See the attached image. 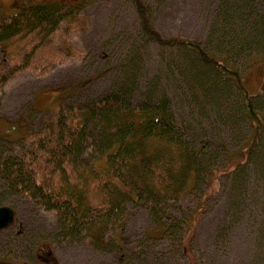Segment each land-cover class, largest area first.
Listing matches in <instances>:
<instances>
[{
    "label": "rangeland",
    "instance_id": "374dc122",
    "mask_svg": "<svg viewBox=\"0 0 264 264\" xmlns=\"http://www.w3.org/2000/svg\"><path fill=\"white\" fill-rule=\"evenodd\" d=\"M42 1L46 0H0V22ZM252 1L143 0L150 23L162 38L188 39L201 44L209 55L218 56L219 61L226 59L238 71L248 94L257 97L256 112L264 120V41L261 35L254 36V25L260 20L254 13L249 19L247 10L253 3V10L263 17L264 0L257 5ZM54 7L62 18L60 28L40 43L37 40L36 52L31 53L36 43L26 46V39L0 45V75L13 63L24 66L0 90V134L17 138L28 126L33 127L31 134L41 132L45 122L56 118L59 93L78 82L89 80L91 85L68 95L69 102L94 100L129 81L136 96L147 91L156 97L167 96L179 131L197 152L201 150L197 160L202 172L196 189L170 206L169 213L176 218L174 236L149 239V232L156 238L162 236L152 213L129 206L123 249L114 254L95 250L87 240L57 238L54 214L24 199L9 198L5 206L14 207L17 217L14 227L0 232V264H49L45 258L37 260L35 254L36 246L44 244L52 247L60 264H264V128L247 163L228 169L213 183L208 177L211 168L218 173L226 170L229 158L246 147L253 134L240 91L227 83L229 88L224 87L223 95L215 97L189 87L185 76L189 66L202 71L194 54L160 46L145 37L136 0H64ZM240 17L248 19L245 31ZM229 25L234 26L236 36L245 32L240 41L252 35L250 50L242 48L245 52L239 56L231 52V38L223 39ZM245 43L249 44L248 40ZM39 66L41 73L36 70ZM210 78L217 84L226 82L223 76ZM207 188L209 199L202 205V192ZM197 208L200 215H193ZM183 213H193L189 242L185 243L191 261L183 255L179 239L184 226L177 220Z\"/></svg>",
    "mask_w": 264,
    "mask_h": 264
},
{
    "label": "trees",
    "instance_id": "16d2710c",
    "mask_svg": "<svg viewBox=\"0 0 264 264\" xmlns=\"http://www.w3.org/2000/svg\"><path fill=\"white\" fill-rule=\"evenodd\" d=\"M136 2L145 37L160 46L194 54L197 68L201 66L202 71L189 66L185 71L189 87H196L206 96L217 97L223 95L224 87L229 88L228 83L243 96V108L252 123L253 134L248 145L229 158L226 170L218 173L211 168L208 171L209 181L213 183L226 175L228 169L243 166L256 152L264 128V120L254 104L257 97L248 94L238 71L226 59L219 61L218 56L209 55L201 44L188 39L162 38L150 23L143 0ZM58 4L61 3L21 8L0 22V45L26 39V46H31L55 34L62 22L54 7ZM252 4L247 7L250 9L248 18L252 19L254 13L260 20L254 25V36L261 35L264 41V16L258 17ZM235 8L238 9L236 5ZM238 21L243 24V31L249 28L248 19L240 17ZM230 25L223 39L231 38V52L239 56L250 50L252 35L247 36L249 44L246 40L240 41L245 32L236 36L234 26ZM39 43L31 53L36 52ZM242 48L245 51H241ZM23 69L24 66L13 63L0 75V90ZM36 70L41 73L42 67ZM210 76L226 77V82L224 85V81L214 83ZM128 82L113 86L94 100L69 102L68 95L83 92L91 85L89 80L78 82L59 93L56 118L45 122L41 132L31 134L33 127L28 126L19 131L21 136L17 138L8 133L0 134V208L9 198L24 199L31 206L56 216L57 238L87 240L95 250L103 253L114 254L123 249L122 233L128 221L129 206L152 213L162 236L156 238L149 232V239L174 236L173 220L176 218L170 215L169 209L171 204L179 203L196 189L202 172L197 160L201 150L197 152L195 145L179 131L166 95L156 97L155 93L147 91L136 96L131 91L133 84ZM23 142L28 146H22ZM208 191L207 188L202 192L200 204L203 199L202 205L206 204ZM198 209L192 214L200 215L201 209ZM192 214L183 213V220H177L184 226L179 239L184 245L183 255L190 261L192 254L185 243L189 242ZM35 254L37 260L45 258L49 264H60L47 244L36 246Z\"/></svg>",
    "mask_w": 264,
    "mask_h": 264
},
{
    "label": "water",
    "instance_id": "95a60500",
    "mask_svg": "<svg viewBox=\"0 0 264 264\" xmlns=\"http://www.w3.org/2000/svg\"><path fill=\"white\" fill-rule=\"evenodd\" d=\"M15 212L10 207L0 208V232L7 230L15 224Z\"/></svg>",
    "mask_w": 264,
    "mask_h": 264
},
{
    "label": "flooded vegetation",
    "instance_id": "af4514ba",
    "mask_svg": "<svg viewBox=\"0 0 264 264\" xmlns=\"http://www.w3.org/2000/svg\"><path fill=\"white\" fill-rule=\"evenodd\" d=\"M14 1L17 2V0H14ZM62 1H64V0H46L45 2L50 4V3H62ZM42 2H44V1H42Z\"/></svg>",
    "mask_w": 264,
    "mask_h": 264
}]
</instances>
